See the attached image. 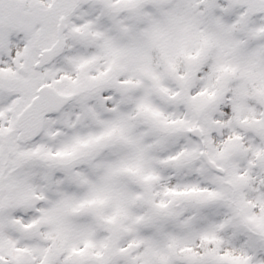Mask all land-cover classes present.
<instances>
[{
    "label": "snow or ice",
    "instance_id": "6c2138e0",
    "mask_svg": "<svg viewBox=\"0 0 264 264\" xmlns=\"http://www.w3.org/2000/svg\"><path fill=\"white\" fill-rule=\"evenodd\" d=\"M0 264H264V0H0Z\"/></svg>",
    "mask_w": 264,
    "mask_h": 264
}]
</instances>
